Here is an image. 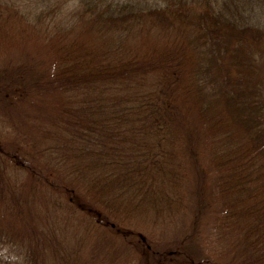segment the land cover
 <instances>
[{
	"label": "trees",
	"instance_id": "trees-1",
	"mask_svg": "<svg viewBox=\"0 0 264 264\" xmlns=\"http://www.w3.org/2000/svg\"><path fill=\"white\" fill-rule=\"evenodd\" d=\"M9 111L0 264H264V0H0Z\"/></svg>",
	"mask_w": 264,
	"mask_h": 264
},
{
	"label": "rangeland",
	"instance_id": "rangeland-1",
	"mask_svg": "<svg viewBox=\"0 0 264 264\" xmlns=\"http://www.w3.org/2000/svg\"><path fill=\"white\" fill-rule=\"evenodd\" d=\"M26 105H27V103L23 104V106H26ZM23 106H21V107L23 108ZM10 114H12L11 111H9V113H5V114L0 112V130L5 132V134H7L9 136V138H8L9 141L14 142L16 144L18 143L21 145L22 141L24 140L23 135L27 133V131L24 130L26 128L24 119H26V118H24L23 120L16 119V123H18V129H16V128L11 127L12 119L9 116ZM14 114L20 116L19 113L17 112V110L14 111ZM39 121H40V119H39ZM36 173H37V171L35 170V175H36ZM35 180H36L35 177H33L32 181H30V182H32L31 184H34ZM28 189H30V190L34 189V185H31ZM190 215L191 214L185 209L183 215L180 216V219L174 228L180 229L181 225L185 224L186 222L190 223V221H191Z\"/></svg>",
	"mask_w": 264,
	"mask_h": 264
}]
</instances>
